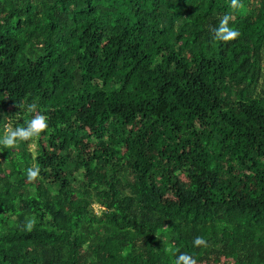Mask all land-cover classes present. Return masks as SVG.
<instances>
[{
	"label": "trees",
	"instance_id": "1",
	"mask_svg": "<svg viewBox=\"0 0 264 264\" xmlns=\"http://www.w3.org/2000/svg\"><path fill=\"white\" fill-rule=\"evenodd\" d=\"M241 3L0 0V135L49 118L0 146V264H264V0Z\"/></svg>",
	"mask_w": 264,
	"mask_h": 264
},
{
	"label": "clouds",
	"instance_id": "2",
	"mask_svg": "<svg viewBox=\"0 0 264 264\" xmlns=\"http://www.w3.org/2000/svg\"><path fill=\"white\" fill-rule=\"evenodd\" d=\"M230 7L232 9H243L244 5L241 0H230ZM233 17L225 14L219 18L217 26L212 27L211 33L215 41L229 43L236 41L241 33L238 29L230 27V21ZM24 108L31 114V118L25 121L24 125L13 126L11 123L12 118L4 117L3 134L0 135V146L7 149H15L19 142H29L34 138H38L42 133L48 130V116L38 111V104L36 102L24 105ZM41 169L38 165L30 166L26 169V177L28 182H35L40 178ZM35 226V220L29 219L26 221L24 227L26 230L31 231ZM193 246L196 248H207L208 241L203 236H197L193 239ZM174 264H197V260L187 254L180 253L174 260Z\"/></svg>",
	"mask_w": 264,
	"mask_h": 264
},
{
	"label": "rangeland",
	"instance_id": "3",
	"mask_svg": "<svg viewBox=\"0 0 264 264\" xmlns=\"http://www.w3.org/2000/svg\"><path fill=\"white\" fill-rule=\"evenodd\" d=\"M229 263V262H228ZM222 264H227V262H223Z\"/></svg>",
	"mask_w": 264,
	"mask_h": 264
}]
</instances>
